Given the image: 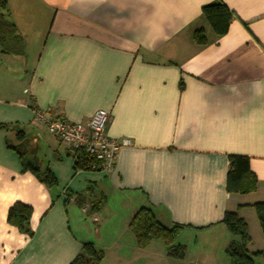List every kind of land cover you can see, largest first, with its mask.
<instances>
[{
    "label": "crops",
    "instance_id": "1",
    "mask_svg": "<svg viewBox=\"0 0 264 264\" xmlns=\"http://www.w3.org/2000/svg\"><path fill=\"white\" fill-rule=\"evenodd\" d=\"M218 1L234 15L222 36L202 17ZM6 13L24 52L0 51V264H70L86 242L100 264H232L227 211L246 221L248 251L264 264L254 207L264 202V0H8ZM200 27L206 44L193 38ZM99 109L107 135L131 141L110 171L76 170L34 121L36 110L78 122ZM230 155L249 157L253 191L227 190ZM16 202L32 207L31 237L7 221ZM141 208L182 226L183 258L161 240L138 246L130 223Z\"/></svg>",
    "mask_w": 264,
    "mask_h": 264
},
{
    "label": "trees",
    "instance_id": "2",
    "mask_svg": "<svg viewBox=\"0 0 264 264\" xmlns=\"http://www.w3.org/2000/svg\"><path fill=\"white\" fill-rule=\"evenodd\" d=\"M8 0H0V51L5 53L22 54L24 52V39L17 34L16 26L7 16ZM202 17L209 23L217 36L227 33L230 22L234 15L222 1L214 2L203 6ZM193 38L198 44H206L207 38L203 27L195 29ZM75 159V169H89L87 165L92 159L83 151H79ZM229 170L226 178L227 190L231 193H249L256 188L257 178L250 170L249 157L244 155L229 156ZM24 170L34 173L46 185H54L56 177L49 170L40 171L39 167L28 160H23ZM99 203L92 205L91 209H98ZM257 216L264 234V202L254 204ZM32 207L22 202L14 203L8 210L7 221L15 226L20 232L31 237ZM232 235L226 247V254L232 264H256L255 254L248 251L251 241L248 224L241 218L237 211H227L222 219ZM130 228L136 236L138 246L146 247L152 240H161L167 246L168 255L183 258L186 254V246L176 244L181 225H174L171 228L163 225L153 214L151 209L141 208L133 217ZM104 254L98 250L92 242L83 244L82 251L70 264H100Z\"/></svg>",
    "mask_w": 264,
    "mask_h": 264
},
{
    "label": "built area",
    "instance_id": "3",
    "mask_svg": "<svg viewBox=\"0 0 264 264\" xmlns=\"http://www.w3.org/2000/svg\"><path fill=\"white\" fill-rule=\"evenodd\" d=\"M110 114L104 109L97 110L87 121L73 122L65 118L52 117L46 111L36 110L34 121L67 145L69 152L76 156L83 151L92 161L87 165L91 170L110 171L114 168L119 150L131 143L128 138H113L107 135ZM89 206L83 208L84 212Z\"/></svg>",
    "mask_w": 264,
    "mask_h": 264
},
{
    "label": "rangeland",
    "instance_id": "4",
    "mask_svg": "<svg viewBox=\"0 0 264 264\" xmlns=\"http://www.w3.org/2000/svg\"><path fill=\"white\" fill-rule=\"evenodd\" d=\"M83 219H85L86 221H87V223L89 222V224L92 226V230L94 229V222H92V219L89 217V216H83ZM95 226H96V224H95ZM160 241V240H159ZM176 243H178L179 242V240H177L176 239V241H175Z\"/></svg>",
    "mask_w": 264,
    "mask_h": 264
}]
</instances>
